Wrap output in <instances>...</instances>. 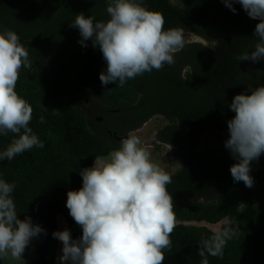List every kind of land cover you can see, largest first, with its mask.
I'll use <instances>...</instances> for the list:
<instances>
[{
    "label": "trees",
    "instance_id": "1",
    "mask_svg": "<svg viewBox=\"0 0 264 264\" xmlns=\"http://www.w3.org/2000/svg\"><path fill=\"white\" fill-rule=\"evenodd\" d=\"M143 5L162 15L165 30L183 27L186 37L205 35L208 47L188 43L175 53L174 64L119 87L118 81L102 85L99 75L107 67L102 52L91 40L81 46L79 30L71 26L81 12L106 21L104 0H0V26L18 33L33 61L30 70H20L16 91L30 103V127L44 142L43 148L0 161V176L16 184L19 218L31 217L46 230L37 236L32 264H60L54 231L67 228L74 239L82 236L66 207L67 192L82 187L80 171L154 117L164 118L161 143L182 160L167 186L178 222L163 264H200L201 241L225 219L239 230L223 258L209 256V264H264V154L252 162L249 188L233 181L230 166L236 161L230 153L200 144L205 134L228 132L227 121L235 115L228 105L236 94H250L249 84H264V61L236 59L257 40L249 16L235 3L237 11L228 8L223 23V0H143ZM11 135L0 137V150Z\"/></svg>",
    "mask_w": 264,
    "mask_h": 264
},
{
    "label": "clouds",
    "instance_id": "2",
    "mask_svg": "<svg viewBox=\"0 0 264 264\" xmlns=\"http://www.w3.org/2000/svg\"><path fill=\"white\" fill-rule=\"evenodd\" d=\"M108 19L96 20L83 12L71 22L79 30L81 46L91 40L106 61L99 79L123 87L129 80L166 64L175 63V53L188 43L207 46L205 35L185 36L183 27L164 29L162 15L148 9L143 0H104ZM233 13L239 3L246 14L258 20L253 48L239 54L238 61H264V0H223ZM33 61L18 33L0 26V137L11 135L0 150V161L43 148L44 142L30 127L32 107L16 91L22 68L30 70ZM249 93L236 94L228 107L235 115L227 121L229 137L224 141L231 157L234 182L251 188L253 161L264 154V84ZM43 122V117L40 118ZM167 146V145H166ZM171 145L168 144V151ZM82 187L67 192L66 207L81 227L82 236L72 237L70 229L54 231L62 242L60 264H163L165 250L171 249L170 235L175 227L172 183L169 172L153 160L141 138L129 133L119 147L106 156L96 157L93 165L80 171ZM14 182L0 176V261L23 262L22 254L32 238L46 230L31 217L19 218L13 192ZM223 227L201 241L200 264L208 257L223 258L227 243L239 230L228 219Z\"/></svg>",
    "mask_w": 264,
    "mask_h": 264
},
{
    "label": "rangeland",
    "instance_id": "3",
    "mask_svg": "<svg viewBox=\"0 0 264 264\" xmlns=\"http://www.w3.org/2000/svg\"><path fill=\"white\" fill-rule=\"evenodd\" d=\"M193 35L188 34L186 39L191 40ZM194 43V42H193ZM191 44V43H190ZM89 99V98H88ZM165 126L163 117H154L145 125H143L138 130L132 132L138 135L144 145L150 150L152 158L156 161L161 167L165 168L169 174L175 175L181 168V158L175 153V149L171 147V150L168 151V146H165L158 141V132ZM228 132L214 131L213 133H208L203 135L200 139V144L215 148L221 154H229L228 149L224 146V141L228 139ZM121 141V140H120ZM254 189H258L255 187ZM206 200L209 201L210 196H204ZM178 221L175 219V224ZM60 227H65V222L60 218ZM220 226L213 227V230H218ZM40 244V239L37 237L32 238L30 244L26 247L25 252L22 254L25 264H32L33 261L37 258V249ZM60 254L62 255V242L60 241ZM60 255V256H61ZM60 262V261H59ZM58 262V263H59ZM6 264H23V262H12L6 261Z\"/></svg>",
    "mask_w": 264,
    "mask_h": 264
},
{
    "label": "water",
    "instance_id": "4",
    "mask_svg": "<svg viewBox=\"0 0 264 264\" xmlns=\"http://www.w3.org/2000/svg\"><path fill=\"white\" fill-rule=\"evenodd\" d=\"M223 6H224V10H223V14H222V16L220 17V20H222V22L225 23V15H226V13H227V11H228V7L225 6L224 2H223ZM249 19H250L251 26H252V27L254 28V30H255V27H256V25H255V20H256V19H252V18H250V17H249ZM100 121H101V120H100ZM121 139H123V138H121ZM121 139H119V140H121Z\"/></svg>",
    "mask_w": 264,
    "mask_h": 264
},
{
    "label": "flooded vegetation",
    "instance_id": "5",
    "mask_svg": "<svg viewBox=\"0 0 264 264\" xmlns=\"http://www.w3.org/2000/svg\"><path fill=\"white\" fill-rule=\"evenodd\" d=\"M158 134H159V133H158ZM158 141H159V142H162L159 138H158ZM165 146H166V145H165Z\"/></svg>",
    "mask_w": 264,
    "mask_h": 264
}]
</instances>
